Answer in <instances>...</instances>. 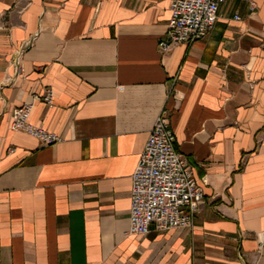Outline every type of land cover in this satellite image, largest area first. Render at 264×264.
<instances>
[{"label": "crops", "instance_id": "1", "mask_svg": "<svg viewBox=\"0 0 264 264\" xmlns=\"http://www.w3.org/2000/svg\"><path fill=\"white\" fill-rule=\"evenodd\" d=\"M170 2L0 0V264H264V0L161 52ZM46 88L29 122L49 145L10 128ZM162 109L204 200L191 229L131 234Z\"/></svg>", "mask_w": 264, "mask_h": 264}, {"label": "built area", "instance_id": "2", "mask_svg": "<svg viewBox=\"0 0 264 264\" xmlns=\"http://www.w3.org/2000/svg\"><path fill=\"white\" fill-rule=\"evenodd\" d=\"M225 1L171 0L167 29L158 42L159 50L168 52L173 46L205 37L218 18L219 6ZM35 102L51 106L53 90L46 88L42 94H34L30 102L14 107L10 128L33 136L43 144L59 141L60 136L55 132L29 122ZM203 200V187L187 160L177 151L169 112L162 109L131 174L128 232L143 235L151 229H191L195 211Z\"/></svg>", "mask_w": 264, "mask_h": 264}]
</instances>
